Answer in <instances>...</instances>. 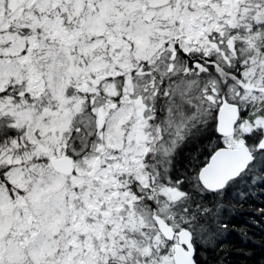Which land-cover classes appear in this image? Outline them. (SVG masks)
<instances>
[{
	"label": "snow or ice",
	"instance_id": "6c2138e0",
	"mask_svg": "<svg viewBox=\"0 0 264 264\" xmlns=\"http://www.w3.org/2000/svg\"><path fill=\"white\" fill-rule=\"evenodd\" d=\"M0 264H264V0H0Z\"/></svg>",
	"mask_w": 264,
	"mask_h": 264
},
{
	"label": "trees",
	"instance_id": "16d2710c",
	"mask_svg": "<svg viewBox=\"0 0 264 264\" xmlns=\"http://www.w3.org/2000/svg\"><path fill=\"white\" fill-rule=\"evenodd\" d=\"M248 246L249 247H255L256 248V250H257V252H259V246H258V244H253L251 241H249L248 242ZM234 259H236L235 257H234Z\"/></svg>",
	"mask_w": 264,
	"mask_h": 264
}]
</instances>
